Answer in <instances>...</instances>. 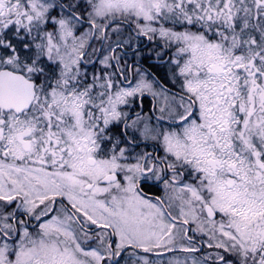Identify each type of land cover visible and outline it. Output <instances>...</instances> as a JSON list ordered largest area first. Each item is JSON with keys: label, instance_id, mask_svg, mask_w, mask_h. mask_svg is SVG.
Masks as SVG:
<instances>
[{"label": "snow or ice", "instance_id": "snow-or-ice-1", "mask_svg": "<svg viewBox=\"0 0 264 264\" xmlns=\"http://www.w3.org/2000/svg\"><path fill=\"white\" fill-rule=\"evenodd\" d=\"M0 264H264V0H0Z\"/></svg>", "mask_w": 264, "mask_h": 264}]
</instances>
